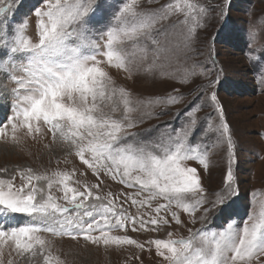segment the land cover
I'll return each instance as SVG.
<instances>
[{
	"label": "snow or ice",
	"instance_id": "obj_1",
	"mask_svg": "<svg viewBox=\"0 0 264 264\" xmlns=\"http://www.w3.org/2000/svg\"><path fill=\"white\" fill-rule=\"evenodd\" d=\"M142 2L121 0L108 11L101 9L99 0H40L39 7L30 9L36 18L34 42L26 35L28 20L16 23L21 3L0 0V53L6 57L0 59V72L17 85L10 90L14 97L12 115L0 125V139L9 136V128L13 143H19L21 134L33 139L50 134L53 143L78 158L93 175L103 173L136 190L101 195L94 191L99 184L81 186L80 181H73L75 169H57L50 174L34 172L31 167L16 169L11 178H0V216L12 222L16 215H24L29 221L22 226L0 227V264H4L5 246L22 259L42 256L43 264H62L49 250L42 232L73 240L83 238L105 247L128 245L141 251L154 247L165 264H253L254 260L264 264L259 259L264 255V193L258 189L250 193L251 209L242 223L230 220L221 229L208 231L202 225L189 228L186 237L173 238L169 232L166 239L145 242L127 234L129 227L133 232H158L173 222L181 225V213L189 215V223L195 224L198 211L204 220L214 209L226 206L229 197L238 195L231 166L223 187L209 201L197 168L187 164L196 160L208 167V146L190 143L200 107H192L194 100L177 111V115L187 112V122L181 128L165 129L148 140L132 131L137 123L156 114L149 109L178 103L180 94L174 91L166 97L133 100L127 89L116 85L107 69L122 70L129 76L159 71L161 77L174 78L158 68L155 58L144 66L148 46L156 52L165 50L161 36L167 44L171 34L179 38L177 47L189 49L210 10L198 0L163 4L148 0L158 5L154 8L141 7ZM249 35L255 38L258 32ZM197 67L194 62L179 82L187 84L188 76L203 75ZM17 72L22 75L17 76ZM209 99L219 111L214 92ZM140 109L145 111L134 116ZM204 132L205 136L218 132L227 142L231 165L233 143L222 114L219 124L213 127L209 121ZM129 202L136 208L135 214L125 207ZM117 231L123 234H114ZM7 264L14 262L9 259Z\"/></svg>",
	"mask_w": 264,
	"mask_h": 264
},
{
	"label": "rangeland",
	"instance_id": "obj_2",
	"mask_svg": "<svg viewBox=\"0 0 264 264\" xmlns=\"http://www.w3.org/2000/svg\"><path fill=\"white\" fill-rule=\"evenodd\" d=\"M18 2L21 3V8L17 13L16 23L27 19L26 35L35 42L36 18L30 9L33 5L39 7L40 0ZM120 2L121 0H99L101 9L108 11L118 6ZM158 2L163 4L169 0ZM198 2L210 7V10L201 20V26L196 29L189 49L181 50L177 47L179 38L171 34L167 44L161 36V44L165 50L156 52L153 46H148L144 66L153 63L155 58L158 68H162L174 78L161 77L159 71L153 74L134 72L129 76L127 72L115 68L107 70L116 85L124 87L131 93L133 100L166 97L174 94V91L179 92L178 103L153 106L149 110L156 114L143 119V122L137 123L132 129L142 133L140 136L142 140L154 139L165 129L181 128L187 122V112L181 111L177 115V111L183 110L194 100L192 107L197 105L200 107L196 113L197 130L191 136L190 143L208 146V167H203L196 160H189L187 164L197 168L209 201L214 199L212 194L223 187L224 177L231 166L234 176L233 188L238 191V195L229 197L226 206L214 209L204 220L200 219L202 213L198 211L195 224L189 223V215L181 213L180 219L183 222L181 225L173 222L158 232H133L129 227L127 234L140 242L157 238L166 239L169 232L173 233V238L186 237L189 228L195 230L202 225L208 231L221 229L230 220L238 219L242 223L251 209L250 193L257 189L264 193V0H198ZM157 6L156 3L149 4L148 0H143L141 4L144 8ZM250 32H258V35L250 39ZM140 55L137 54V59ZM5 58L3 53H0V59ZM194 62L198 66L197 72L202 70L204 74L188 76L190 82L181 84L180 79L185 76L186 70L191 69ZM16 75L22 74L17 72ZM16 87L8 75L0 72V125L7 123L8 117L12 115L11 105L14 97L10 90ZM213 92L217 97L219 111L209 99ZM143 111L145 109H140L133 115L139 117ZM188 111H191V108ZM221 114L229 127L233 143L231 165L227 142L220 138L218 132H209L207 136L204 132L209 126V121L213 127L219 124ZM157 125L159 127H154ZM147 129L152 131H145ZM27 167H31L37 173L49 174L57 169L69 172L75 169L73 181H80L81 186L84 183L99 184L100 188L94 191L101 195L109 191L114 194L136 191L112 181L103 173L99 177L93 175L78 158L68 155L59 143H53L50 134L35 139L21 134L19 143H13L9 128V136L0 139V169H7L6 172H0V178H11L16 174V169ZM15 183L17 186L21 183L18 176ZM53 194L59 195L55 189ZM125 207L129 212L136 213V208L131 207L130 202L125 204ZM16 218L24 219L27 216L16 215L12 222H8L5 216H0V227L7 229L22 226L29 221L23 222ZM114 234L123 232L117 231ZM40 235L49 242V250L60 258L62 264H165L163 258L156 255L154 247L148 250L146 246L145 250L141 251L135 246L105 247L102 244H92L83 238L73 240L46 232ZM9 259L13 260L14 264H43L42 256L29 261L27 258L18 257L5 246L4 264H7ZM259 259L264 261V255H260Z\"/></svg>",
	"mask_w": 264,
	"mask_h": 264
},
{
	"label": "bare ground",
	"instance_id": "obj_3",
	"mask_svg": "<svg viewBox=\"0 0 264 264\" xmlns=\"http://www.w3.org/2000/svg\"><path fill=\"white\" fill-rule=\"evenodd\" d=\"M8 101H9V100H8ZM2 102H4L3 99H2ZM16 219L22 220L23 222L26 221V220H29L28 217H27V218H24V219H20V218H16Z\"/></svg>",
	"mask_w": 264,
	"mask_h": 264
}]
</instances>
